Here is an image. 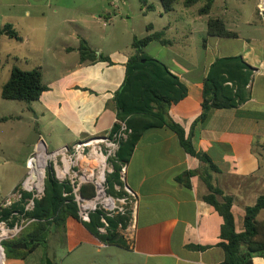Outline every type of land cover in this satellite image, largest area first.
I'll use <instances>...</instances> for the list:
<instances>
[{"label": "crops", "instance_id": "obj_1", "mask_svg": "<svg viewBox=\"0 0 264 264\" xmlns=\"http://www.w3.org/2000/svg\"><path fill=\"white\" fill-rule=\"evenodd\" d=\"M117 1L0 0V27L12 25L22 38L16 41L27 47L15 60L25 61L28 67H13L42 68L48 88L26 106L44 139L32 145L28 157L41 147L57 151L114 129L119 120L115 98L135 53L134 38L164 32L171 41L169 45L153 41L143 53L165 64L186 87L187 96L172 105L169 114L187 134L202 114L203 82L212 64L218 58L242 56L251 68L246 100L232 108L211 109L196 127L193 143L219 168L212 173L214 184L233 197L236 231H244L246 208L264 194V15L260 4L249 16H243L240 7L222 6L213 12L238 34L226 38L208 36L209 15H205L206 26L195 30L192 18L184 16L173 23L168 19L175 9L166 13L163 6L146 5V0H142L145 15L138 31L130 10L125 13ZM83 40L96 61L92 62L93 57L82 60ZM38 55L41 63L29 67ZM204 169L200 160L186 153L174 132L166 127L147 130L128 162L127 183L139 203L132 239L123 235L126 248L105 245L81 221L69 218L64 230L51 234L47 249L39 246L22 258L6 257L5 264H45L46 257L54 264H111L106 253L112 248L120 251L115 264H222L225 253L219 243L224 220L203 198L207 194L200 178ZM188 172H195L189 177L190 187L178 181ZM257 220L264 223V210ZM253 263L264 264V256L255 257Z\"/></svg>", "mask_w": 264, "mask_h": 264}, {"label": "trees", "instance_id": "obj_2", "mask_svg": "<svg viewBox=\"0 0 264 264\" xmlns=\"http://www.w3.org/2000/svg\"><path fill=\"white\" fill-rule=\"evenodd\" d=\"M177 1L161 0L164 11L166 13L174 11ZM215 1L183 0V5L186 8H191L204 2L203 7L199 10V15H209L208 36L237 38L238 34L228 30L221 17L211 15ZM0 36H7L15 40L22 39L10 24L0 27ZM153 41H159L163 45L171 44V41L165 39L164 32H156L141 39L134 38L132 46L135 53L129 58L126 79L116 94L118 119L126 122L132 129V134L123 143L117 155L118 161L120 163L130 161L145 131L166 127L174 132L186 153L205 165L204 171L200 174L207 189V194L203 198L214 207L224 220L221 228V242L219 243L225 253V260L222 264H254L255 257L264 256V223L257 220L259 213L264 210V194L258 198L255 205L246 208L244 231L237 232L232 211L234 199L225 194L213 181L212 173L219 172V168L206 153L197 151L193 143L196 127L207 119L211 109L232 108L246 100L247 95L245 96L244 93L250 81V74L247 71L251 68L244 62L242 56L216 59L203 82L202 114L194 122L191 132L187 134L180 124L171 119L169 114L172 105L187 96V89L165 64L144 55V47ZM204 44L206 45V41ZM80 52L82 60L85 57H93L92 62L96 61L95 55L84 40L81 43ZM99 59L108 60L105 57ZM47 89V86L43 84L42 68L25 71L13 67L9 81L2 88L1 96L5 100L21 101L29 105L39 100ZM117 127L116 123L114 129ZM115 168L116 173L110 177V182L119 180L120 167L116 164ZM193 173L195 172L186 173L184 177H179L178 181L190 187L189 177ZM65 190H69V188L57 182L53 175L49 174L45 183L44 197L35 201L33 212L28 214L34 221L23 230L19 237L2 244L7 258H22L39 246L47 249L51 234L64 230L69 218L80 221L77 204L71 197L63 196ZM81 194L86 198L92 197L94 195L92 186H83ZM28 195L25 193L26 197ZM100 215L99 212L92 214L91 221L83 224L105 245L126 248L125 239L118 232V226L123 223V226L126 227L129 218L121 216L110 218L111 230L107 234H100L98 230L101 226ZM20 244H26V250L17 249L16 247ZM44 263L46 264V259Z\"/></svg>", "mask_w": 264, "mask_h": 264}, {"label": "rangeland", "instance_id": "obj_3", "mask_svg": "<svg viewBox=\"0 0 264 264\" xmlns=\"http://www.w3.org/2000/svg\"><path fill=\"white\" fill-rule=\"evenodd\" d=\"M145 3L150 6L155 5L158 8L162 6L160 0H146ZM259 4L261 6H259V10L261 14L264 15L262 11L264 10V0H216L211 15L213 12H217L220 7L228 6L231 10L238 7L244 8L243 10L245 13L242 15L249 16ZM116 5L123 9L125 13L127 10H130L133 15L134 26L140 31L143 22L142 16L145 15L144 12H141L145 7L144 2L142 0H118ZM203 5L204 2H200L191 8H186L183 5V0H178L175 4V11L169 15L168 20L177 23L183 21L184 16H187L188 19L192 18L193 28L199 30L201 25H204V27L206 26L207 21V16L199 15V10ZM162 13L165 14L164 11ZM150 17L157 19V14L151 13ZM260 24L262 25L263 23L260 22ZM262 26L264 27V25ZM257 35L261 36L260 33ZM193 38H195V35ZM26 48L24 44L14 39H9L7 37L0 38V221H6L11 225L16 223L21 224L25 221L23 224L24 229L34 221L28 214L33 212L35 201L41 200L44 197L46 180L49 174H53L50 169H47L43 194H38L35 188L29 191L22 186L24 179L29 176L28 174L30 171V158L28 157V153L35 142L44 139L41 137V132L37 129L35 124V116L26 109L27 103L5 100L1 96L3 86L9 81L11 68L13 66L24 69L28 67L25 61L22 60V62H18L15 60V56H20L25 52ZM38 58H40L39 55L32 57L33 61H29V64L32 66L29 67L32 68L35 67L34 65L37 63H41ZM54 150L56 149L53 147L48 148L50 153ZM39 154L36 163L32 164V172L34 166L46 157L44 151ZM20 176L23 177V179L21 178L22 180L17 182ZM25 193L29 195L26 197ZM35 195H37V197H34ZM33 199L34 204L32 205ZM6 212L8 213L7 216ZM53 237L55 238V235H53ZM125 244L127 246L126 241ZM119 252L120 251L115 248L107 251L106 254L108 255L106 258L108 261L110 260L111 264L120 261ZM121 261L125 262V259H121Z\"/></svg>", "mask_w": 264, "mask_h": 264}, {"label": "built area", "instance_id": "obj_4", "mask_svg": "<svg viewBox=\"0 0 264 264\" xmlns=\"http://www.w3.org/2000/svg\"><path fill=\"white\" fill-rule=\"evenodd\" d=\"M117 124L118 127L107 135L80 141L51 153L47 147H41L29 159V176L24 179L22 186L26 188L27 183L30 184L32 164L36 163L39 153L44 151L48 157L44 165L43 188L40 192L37 190L38 194L44 192L47 169H50L57 182L69 188L64 191L63 196L71 197L77 204L79 219L82 223H89L91 215L99 212L101 226L98 230L100 234H107L111 230L110 218L128 217L127 226L124 227L123 223H120L118 232L132 239L136 228L133 217L138 208L139 197L127 183L128 163H120L117 157L123 143L132 134V129L124 121L118 120ZM116 164L120 167L119 180L111 183L110 177L116 173ZM85 185L93 188L94 195L90 198L83 197L81 194V189ZM24 223L25 221L11 225L6 221H0V253L3 256L1 264H5L6 261L2 244L17 238L24 229Z\"/></svg>", "mask_w": 264, "mask_h": 264}, {"label": "bare ground", "instance_id": "obj_5", "mask_svg": "<svg viewBox=\"0 0 264 264\" xmlns=\"http://www.w3.org/2000/svg\"><path fill=\"white\" fill-rule=\"evenodd\" d=\"M47 157L48 156L46 155V157L42 161L38 162L36 166H34V170L30 178V184L27 183L26 185V189H28L29 191L33 190L34 188L37 189L39 192L42 191V184L44 179V165ZM35 180L37 181L36 183L34 182ZM2 260L3 256L0 253V262H2Z\"/></svg>", "mask_w": 264, "mask_h": 264}, {"label": "water", "instance_id": "obj_6", "mask_svg": "<svg viewBox=\"0 0 264 264\" xmlns=\"http://www.w3.org/2000/svg\"><path fill=\"white\" fill-rule=\"evenodd\" d=\"M17 249H26L27 245L26 244H21L16 247ZM46 264H54L50 258L46 257Z\"/></svg>", "mask_w": 264, "mask_h": 264}]
</instances>
